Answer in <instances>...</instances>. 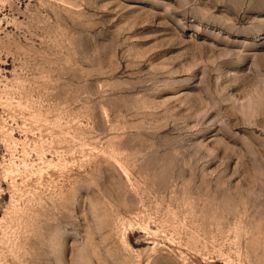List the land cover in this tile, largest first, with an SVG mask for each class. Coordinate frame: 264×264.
Returning <instances> with one entry per match:
<instances>
[{
  "label": "rangeland",
  "instance_id": "374dc122",
  "mask_svg": "<svg viewBox=\"0 0 264 264\" xmlns=\"http://www.w3.org/2000/svg\"><path fill=\"white\" fill-rule=\"evenodd\" d=\"M0 264H264V0H0Z\"/></svg>",
  "mask_w": 264,
  "mask_h": 264
}]
</instances>
